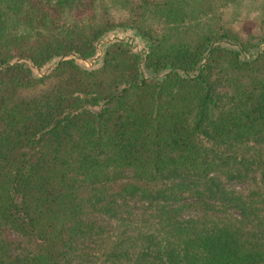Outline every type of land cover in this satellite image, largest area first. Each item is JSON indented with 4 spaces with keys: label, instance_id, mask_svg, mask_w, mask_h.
Wrapping results in <instances>:
<instances>
[{
    "label": "trees",
    "instance_id": "trees-1",
    "mask_svg": "<svg viewBox=\"0 0 264 264\" xmlns=\"http://www.w3.org/2000/svg\"><path fill=\"white\" fill-rule=\"evenodd\" d=\"M240 1L0 0V264H264Z\"/></svg>",
    "mask_w": 264,
    "mask_h": 264
},
{
    "label": "rangeland",
    "instance_id": "rangeland-1",
    "mask_svg": "<svg viewBox=\"0 0 264 264\" xmlns=\"http://www.w3.org/2000/svg\"><path fill=\"white\" fill-rule=\"evenodd\" d=\"M228 24L240 31H251L264 33V0H241L238 4H232L226 12ZM117 30H112L106 33V36L101 41L110 40L117 36ZM126 35L129 42L133 43L136 48H143V43L135 37L134 31L129 30ZM125 35V36H126ZM257 37H255L256 39ZM264 43L257 44L256 48L263 46ZM93 58L85 61V64H96L97 60Z\"/></svg>",
    "mask_w": 264,
    "mask_h": 264
}]
</instances>
